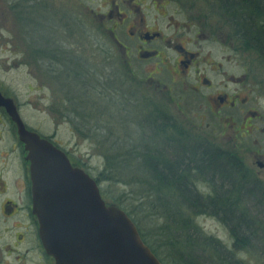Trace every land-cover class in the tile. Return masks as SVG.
Returning a JSON list of instances; mask_svg holds the SVG:
<instances>
[{"label": "flooded vegetation", "instance_id": "flooded-vegetation-1", "mask_svg": "<svg viewBox=\"0 0 264 264\" xmlns=\"http://www.w3.org/2000/svg\"><path fill=\"white\" fill-rule=\"evenodd\" d=\"M55 1L0 0V213L7 220L16 218L22 222L4 228L11 241L7 251L17 252L25 245L29 250L32 245L55 264L43 249L38 218L33 214L31 161L27 146L18 133L20 123L62 150L72 166L82 168L93 177L86 163L76 162L75 153L58 140L62 126L69 129L71 135L74 132L80 135L75 130L77 121L73 119V111L76 109L71 102L69 88V77L76 74L80 82L78 88L85 92V88L92 87L96 98H103L102 85L107 82L109 95L117 98L113 99L114 103H118V98L124 100L117 108L120 111L115 112L123 110L130 113L134 111L137 100L138 104L145 106L148 105L146 98L150 101L153 98L157 105L151 95L153 90L158 96L159 91H171V87L160 84L152 76L167 73L176 86L184 85L175 101L181 114L187 112L183 109L185 104L190 108L196 102L203 106L201 114L204 120L201 116L197 118L201 121L218 120L219 133L216 134L215 129L209 132L213 139L226 138L223 143L226 148L248 154L253 151V170L247 167V172L260 181L264 189V98L259 102L261 93L256 91L252 103L247 94L245 73L229 74L223 63L210 60L216 52L214 43H222V46L226 40L222 34L225 22L213 2H205L209 7L200 9L197 2L187 0L186 3H181L182 0H107L105 14L98 15L95 21L96 13L86 10L81 16L77 8H63ZM172 6L175 9L169 13ZM216 19L218 22H213ZM97 31L107 37L104 45L96 43ZM230 38L235 44L233 46L229 42L228 46L236 57L240 42L233 34ZM82 41H88L94 48L101 47V52L106 55L101 61L106 75L101 76L100 69L94 65L96 61L83 59L80 50L86 45H81ZM205 47L211 52L204 54ZM221 51L225 60V51ZM22 68H26L34 79V83L24 84L23 88L18 77L7 81L4 76ZM70 69H75V74ZM141 71L145 77L140 76ZM146 79L152 80L154 89L153 84L151 87L143 84ZM117 80L124 85L120 94L114 85ZM133 83L142 85L137 87L138 93L142 92V99L137 92H132ZM258 86L255 79L253 90ZM186 91L191 96H185ZM160 99L164 103L158 105L163 108L165 97L160 96ZM99 111L101 113L103 108ZM43 119L49 123L44 125ZM167 119L170 120L168 116ZM185 122L194 124L188 118ZM78 125L84 129L88 126L82 121ZM186 131L192 136L190 130ZM82 139L87 140L88 137ZM70 141L73 142V136Z\"/></svg>", "mask_w": 264, "mask_h": 264}, {"label": "trees", "instance_id": "trees-1", "mask_svg": "<svg viewBox=\"0 0 264 264\" xmlns=\"http://www.w3.org/2000/svg\"><path fill=\"white\" fill-rule=\"evenodd\" d=\"M206 1L214 3L218 15L231 27L240 47L255 52L264 61V0ZM97 35L102 39V43L97 42L98 46L104 45L105 34ZM70 71L76 72L75 69ZM69 80V88L74 89L70 91V99L76 109L73 111L75 123L96 124L92 125L94 128L89 127L90 133H83L85 130L79 125L75 130L82 138L92 139L97 133L100 139L111 141L106 146L104 167L97 177H93L100 187L103 182L129 186L132 198L127 194L123 197L137 203V217L127 208L125 197L114 195L112 198L102 188L100 193L132 218L154 255L163 264H168L163 259L165 255L170 264H200L197 260V257L201 258L199 251L207 249L217 253L219 262L229 256L224 263L244 264L236 258L232 262L233 252L220 249V242L198 225L199 218L212 216L227 227L233 241L242 248L255 240L264 241L263 185L249 175L238 156L206 141H191L192 137L179 128H175L177 136H174L161 124L157 125L158 131L154 128V133L145 136L144 132L153 127L149 121L146 125V121L140 120L135 124L142 129V136L133 138V144L128 147L121 146L115 133V142L105 138L107 129L101 114L98 115L89 104L90 98L87 101L84 97L91 96L93 88H85V92L78 88L77 74ZM154 114L156 116V112ZM165 140L171 145L164 147ZM200 182L209 190L201 191L197 186ZM252 207L259 211L257 218ZM145 225H151V228L146 227L144 232ZM217 251L223 259L218 257Z\"/></svg>", "mask_w": 264, "mask_h": 264}, {"label": "rangeland", "instance_id": "rangeland-1", "mask_svg": "<svg viewBox=\"0 0 264 264\" xmlns=\"http://www.w3.org/2000/svg\"><path fill=\"white\" fill-rule=\"evenodd\" d=\"M106 2L107 0H56L55 1L56 4L63 6V8L68 7V9H70V6L72 8L73 7L77 8V12L82 14L81 16H84L85 14L84 12L86 10L92 11L97 14L95 17L96 18L95 21H97V18L99 17L98 15L105 14V11L107 10ZM187 2H190V3L197 2L198 3L197 7H199L200 9L204 7H209V5L205 3V2H208L206 0H187ZM181 3H186V1L182 0ZM171 9H169V13H171L173 9L175 8L172 6ZM213 22H218V21L216 19V20H213ZM224 27H225V30H224L225 33L222 32V34L223 36H225V39H226L225 44L221 46L220 44L222 43H218V42L214 43L215 44L214 49H216V52L213 53L214 56L213 55L210 56V60H213L214 62L216 61V62L223 63L229 74H233L236 76V75L242 74V72L245 73V75L248 78L245 82L247 83V89H249V92H247L248 96L251 98L252 103H253L254 98H255V93L257 92L261 93V97L259 99V102H260V100L264 98V61L259 59V57L257 56L255 52L245 51L241 47H240V50L236 51L237 55L235 57L232 51H230L229 46H228L229 42L233 46L235 44L233 41L234 39L232 40V38H230L232 34L231 27H229L225 23H224ZM166 32L169 33V31H166ZM99 38L100 36L97 35L96 43L97 42L102 43V39L100 38L99 40ZM81 44L86 45V47L85 46L81 47V50H80V54L81 56H83V59L84 60L92 59L94 62L96 61L94 65L97 67V69L98 68L100 69L101 76H103V74L106 75L105 73L106 70L104 69V65L101 62L103 59L106 58V55H104L105 53H102L98 47L96 48H94V46L92 47V44H89L88 41L85 43L82 41ZM222 49L225 51V54H224L225 60H223L222 53L224 52L221 51ZM203 50H204V54H206L207 52H211V49H208V47H205V49ZM148 70H150V66L148 67ZM1 73L2 71L0 72V74ZM4 76L6 77L7 81H12V77H15V76L18 77V80L21 84V88L24 87V84L34 83V79H32L31 76L27 73L26 68L25 69L22 68L19 71H14L12 74L11 73L8 75L4 74ZM140 76L145 77V74L141 71ZM152 76H154V79H158L160 81V84H165V86L171 87V91L169 93H167L166 90H164V92L159 91L160 92L159 96L155 95L156 90L152 91L151 95H153L155 100L158 102L157 105L164 103L160 99V96L165 97V104L163 108H159V105L158 106L155 105L153 98L151 101L148 98H146V100L148 101L147 102L148 105L143 106L142 103L138 104L139 100H137L136 106L133 108L134 111H131L130 113L123 111V110H121V112H115V111H120V110H117V108L118 106L121 107L122 102L124 100L122 98L120 99L118 98V103L117 102L114 103L113 99H117V98L116 97L112 98V95H109L111 92H110V86L107 82L103 83L102 85L103 95H104L103 98H96L94 91H91V96H88V97L84 96L87 99V101H88V98H90L89 104L92 106V108H95V111H97L98 115L101 114L100 116L104 120V123L102 122L103 126L105 127V129H107L105 133V138H112V140H114L115 142L116 140L114 139V137L116 134L118 138L120 139L119 144L121 146L128 147L129 145L133 144L132 143L134 140L133 138L135 137L140 138V136H142L141 135L143 132L142 129L136 126L135 124L137 120H140L141 122L146 121V125L151 123V126L153 128H151L152 129L151 131L146 130L144 132L145 136L146 135L148 136L151 133H154V128L158 131V129L160 128L159 126H157L158 124H161L163 127L165 126L167 132L173 133L174 136L177 134L175 131V128H179L183 132H185L186 130L188 131L190 130L191 131L190 133L192 135L191 141H194V140L201 141V142L206 141L207 143L209 142L213 146H218V147L220 146L223 149H226L227 151H231L233 154L238 156V158L240 159V161H242L246 169L247 167L248 168L250 167L252 169L251 164H252L253 158L251 155L253 154V151H252V154L250 153L248 154V153H244V151H237L235 149H232L231 147L226 148L223 145V143L226 141V138L224 139L220 138L218 140H215L212 138V135H210L209 132L215 129L214 132L218 134L221 129L219 128L218 120L217 121H208V120L201 121V120H204L203 114H201L202 113L201 108L203 106L200 107L199 104L195 102L194 104L192 103L190 108H187V105L185 104L183 109L186 110L187 112L183 114L180 113L175 101L177 100V97L180 95L181 91L184 89V85L176 86L174 82L172 83L170 81L167 73L165 72H162V74L160 75L152 74ZM255 79L258 80L259 88L257 89L255 87V89L253 90V83L255 82ZM147 80L150 81V84H148ZM143 81L145 82L143 84L149 87H151L153 84L152 80L150 79H146ZM114 85L117 86V87L115 86L114 87L119 89L117 91L120 94V91H121L120 88H122L124 85L121 84L120 80L119 81L117 80V82ZM132 85H133V91L131 89H129V91L131 90L134 93L137 92L139 99H142L143 98L142 97L143 95H141L142 92L139 94L138 88H137V87H141L142 85H137L136 83H133ZM162 86L163 85H161V87ZM231 86H234V85H231ZM143 87H146V86H143ZM154 87H155V84H153V89ZM70 91L73 92L74 89L70 88ZM184 93H185V96L188 94L189 96H191L190 93L187 91ZM99 102H102L100 103L102 105H99ZM261 106L262 105H260V107ZM101 108H103V111L100 113L99 109ZM155 112H156V116L154 114ZM150 113H151V117H149L148 115ZM170 115H172L174 118H172V116ZM167 116L170 118L171 123H169L170 120H167ZM198 116H201V120L200 118H197ZM40 117L42 118L41 115ZM185 118H188L194 121V124H193L194 126L191 125L190 123L185 122ZM41 121L44 122V125H47L49 123L47 119L46 120L43 119ZM147 121H149L150 123H148ZM94 123H89L88 126H86L87 129L85 128L86 130L83 128L85 130L84 132L85 134L90 133L89 127L94 128L92 126V125L94 126L96 125ZM207 123L212 124V126H207L208 125ZM100 125L102 124L100 123ZM196 126L198 128L197 130L195 129ZM193 127H194V130H193ZM72 136H73L74 143L72 141L69 142ZM94 136L95 137L92 139L83 140L81 135L78 136L76 132H74L73 135H71V131H69V129H67L65 126H62L59 129L58 140L59 142L64 144V147L68 145L67 149L70 152L72 151L75 153L76 162L78 163L81 162L83 163L82 165L86 163L87 170L94 177H97L98 174L101 173L104 167V162H105L104 154L105 152H107L106 146L108 142L111 143V141L110 140L106 141V140H103L102 138L100 139L97 133H94ZM160 141H161V137H160ZM160 141L158 142L160 143ZM165 142L166 143L164 147L166 146L168 147L169 145H171L169 144L170 142H168V140H165ZM197 186L199 189H201V191L206 192L209 190L207 189L206 185H204L201 182ZM101 188L105 192H107L109 196L112 198L114 195H121V197L125 199L126 196H124L125 197L124 198L123 195H126V194L127 196L132 198V192L130 191V187L126 186L125 184L123 185L121 183L112 184L109 182H103V184H101L100 189ZM103 199L105 200L104 197ZM109 200L110 199H106L105 200L106 203L109 204L111 202ZM132 201L134 200L127 199L125 204L127 208L132 212V214H134V216L137 217V213H136L137 203L136 202L132 203ZM252 208H253L252 211L255 213L254 217L257 218L256 213H258L259 211L258 209H255V207H252ZM20 221H21L20 219H16V218L7 220L0 213V264H52L49 258L44 256L43 253H41V251L37 247H34L32 245L29 246V250L25 249L27 247V245H25L23 248H21L17 252L7 251L8 249L6 247L11 243V241H10L9 234L5 233L4 228H9L11 224H14V223L16 224L22 223ZM198 225L203 229V231L207 235L214 236L218 240V242H220L221 244L220 249L224 250V252L226 249L228 251L233 252V257L231 259L232 262L236 258V259L241 260L244 264H264V241L255 240L252 242V244H250V246L242 248L235 241H233V239L231 238L229 234V230L227 229V227L220 220L212 216L211 217L205 216V217L199 218ZM146 227L147 225H145V228L143 226L144 232H145ZM150 228H151V225H148L147 229H150ZM154 240H155V237L152 241ZM199 253H201V258L197 257V260L199 261L200 264H226L224 263V261L225 260L227 261L229 259V256H228L227 259L219 262L217 260L218 259L216 255L217 253L214 251L212 252L211 250H207V249H204L203 251H199ZM219 253L220 255L218 254V257L223 259L224 256L221 255V252ZM163 259L168 264H170L169 258L166 255L163 256ZM230 264H233V263H230Z\"/></svg>", "mask_w": 264, "mask_h": 264}, {"label": "water", "instance_id": "water-1", "mask_svg": "<svg viewBox=\"0 0 264 264\" xmlns=\"http://www.w3.org/2000/svg\"><path fill=\"white\" fill-rule=\"evenodd\" d=\"M18 133L31 161L39 238L55 264H163L132 218L106 203L93 177L21 123Z\"/></svg>", "mask_w": 264, "mask_h": 264}]
</instances>
